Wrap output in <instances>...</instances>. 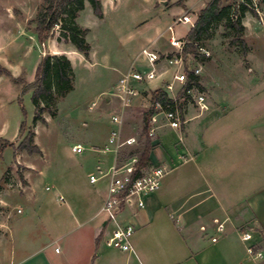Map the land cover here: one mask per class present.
<instances>
[{"label":"crops","instance_id":"0c3cea01","mask_svg":"<svg viewBox=\"0 0 264 264\" xmlns=\"http://www.w3.org/2000/svg\"><path fill=\"white\" fill-rule=\"evenodd\" d=\"M191 1L189 5L188 0L182 2L180 15L187 14L195 22L210 0ZM162 2L169 4V0ZM242 25L244 32L261 26L258 16L248 12ZM159 40L135 42L130 47L131 64L135 61L138 69L147 70L139 53L148 46L161 54ZM73 52L51 51L64 54L70 63L69 53ZM158 65L155 79L133 83L137 95L131 106L141 103V98L147 100L146 92L163 89L169 81L163 79L169 74L165 64ZM226 101L205 102L207 109L202 111L193 108L190 113L188 109L180 131L165 125L157 128L144 169L165 165L168 173L156 191L143 195V208L126 205L117 215L120 223L133 227L129 252L104 244L113 229L101 212L109 177L90 183L89 176L124 164L143 150L142 118L139 134L127 130L122 118V138H135L136 143L118 153L105 150L109 132L117 127L110 119L109 131L90 135L92 141L88 140L86 149L94 162L84 166L83 178L76 168L67 186L54 194L56 209L32 188L30 171L13 182L5 178L0 185V264H261L248 248L264 255V103L258 102L246 112L250 115L236 117L231 115L232 103L227 106ZM52 189L45 187L46 191ZM214 219L225 221L222 233L215 232ZM244 233L249 239H242Z\"/></svg>","mask_w":264,"mask_h":264},{"label":"rangeland","instance_id":"374dc122","mask_svg":"<svg viewBox=\"0 0 264 264\" xmlns=\"http://www.w3.org/2000/svg\"><path fill=\"white\" fill-rule=\"evenodd\" d=\"M178 1L182 4L187 0H169L165 5L160 0H100L101 18L86 1L76 18L77 24L87 30L85 39L90 51L86 59L72 43L63 40L65 32L59 25L54 27L51 38L44 42L38 39L34 32L35 19L43 0H0V67L10 74V77L0 74L1 186L5 178L13 182L28 170L32 175V188L56 209L58 203L54 202V194L67 186L76 168L81 169L79 174L83 178L84 166L94 162L86 149L88 140L92 141L94 133L105 134L111 129L108 121L113 112L122 115L127 130L140 133L138 121L150 107L149 92H146L147 100L141 98L138 105L131 106L130 102L123 106L113 95V88L131 64L130 47L135 42L147 43L159 38L161 54L173 51L168 42L167 26L184 11L181 4H176ZM191 2L188 0L187 4ZM225 21L221 18L207 36L196 42L198 56L184 57V72L200 67L197 82L205 102L227 100V106L232 103L229 105L231 115L242 117L250 115L246 112L255 109L258 102L264 103V28L254 25L243 31V47L232 31L225 28ZM190 29L189 24L179 23L174 27V34L177 38H185ZM57 49H74L69 53L73 89L55 105L49 104L50 109L55 110L54 116L43 113L44 122H33L35 110L31 92L23 91L22 83L15 84L12 78L31 82L41 57L55 54L51 51ZM164 64L169 74L163 79L170 81L177 68ZM159 69L157 65L156 71ZM175 86L180 88L181 83L176 82ZM184 106L186 115L189 110L191 113V109L198 108L193 98L184 102ZM21 125L25 129L23 133H19ZM29 130L34 132V144L39 153L28 154L18 148ZM76 143L81 145L83 153L72 152ZM45 187L53 189L46 191Z\"/></svg>","mask_w":264,"mask_h":264},{"label":"built area","instance_id":"2783aa9c","mask_svg":"<svg viewBox=\"0 0 264 264\" xmlns=\"http://www.w3.org/2000/svg\"><path fill=\"white\" fill-rule=\"evenodd\" d=\"M234 1L237 5L244 4L249 10L255 12L258 16L259 25L264 28V19L261 12L262 0H249L248 2L246 0ZM179 23L189 24L193 27L195 22H192L187 14L176 16L167 26V31L170 34L168 42L170 47L173 48V51L160 54L148 46L142 48L139 53V58L145 61L148 69H138L134 61L127 71L120 76L113 88V95L119 99L123 106H128L132 98L137 95V91L133 86L134 82L145 83L155 79L157 76L156 66L162 62L177 68V72L172 75L170 81L164 84V88L162 89L172 101V104L163 106L160 103H155L153 106L154 112L150 117L149 128L147 130V135L150 139L155 137L157 128L163 125L171 130L180 131L184 124V102H189L193 98L199 110L207 109L204 95L197 86L193 85L180 97V92L187 81V77L184 72V46L186 41L185 38H177L174 34V27ZM204 54L208 55L207 53ZM200 71V67L192 70L196 76L200 74ZM176 82L181 83L180 88H176ZM110 120L117 127L109 132L105 150L118 153L121 148L136 143L135 138H122L120 130L122 115L120 113L111 115ZM82 151L83 148L79 144L72 147V152L74 153H81ZM137 161V157L134 156L124 164L111 166L106 172L100 171L99 177L95 175L89 176L90 183H95L99 178L109 177L107 195L101 207V212L113 224V229L111 234L104 239V244L109 248L123 252L131 251L133 227L127 223H120L117 220V215L126 205H134L139 209L143 208V195L156 191L160 187L162 179L168 173L165 165H156L140 170V177L133 178L132 176L135 172ZM213 223L216 233H222L224 231L225 221L214 219ZM242 239H249V235L244 233ZM215 241L216 238L213 237L212 242ZM248 253L256 259H259L261 264H264V255L261 251L254 252L251 248H248Z\"/></svg>","mask_w":264,"mask_h":264},{"label":"trees","instance_id":"16d2710c","mask_svg":"<svg viewBox=\"0 0 264 264\" xmlns=\"http://www.w3.org/2000/svg\"><path fill=\"white\" fill-rule=\"evenodd\" d=\"M88 2L93 13L101 18L100 0H43L40 6L36 19L34 32L38 39L42 42L51 38L53 29L59 25L63 30L64 41L72 43L75 50L83 55L84 58L89 57L90 46L86 42L87 30L80 27L76 18L78 13L84 8V2ZM210 0L205 8L198 12L194 26L191 27L185 37L184 57L187 55L198 56L196 42L209 34L212 26L221 18H225V28H229L235 40L243 47L244 27L241 23L246 12L255 14L248 9L244 4L237 5L234 0ZM247 2L249 0H246ZM264 4V0H262ZM181 4V1L176 3ZM0 74L10 77L7 70L0 67ZM187 81L180 92V97L185 94V91L193 85L200 88L197 82V76L192 71L186 72ZM15 84L23 85V91L31 92V103L35 110L33 122H44L43 113H48L50 116L55 115V110L50 109V103L55 105L58 99H61L73 89V71L70 60L64 54H44L35 70L34 78L31 82L26 83L19 79L12 78ZM155 103H160L165 106L172 104V101L167 97L162 89L152 91L150 93V107L143 113L142 122L143 128L140 137L144 139V148L137 154V163L133 178L140 177V170L144 169L149 162L150 138L147 135L149 128L150 117L154 112L153 106ZM24 126L21 125L19 133L24 132ZM9 143H6L8 145ZM12 145V144H11ZM19 149L26 151L28 154L39 153L38 147L34 144V132L28 131L20 143Z\"/></svg>","mask_w":264,"mask_h":264},{"label":"water","instance_id":"95a60500","mask_svg":"<svg viewBox=\"0 0 264 264\" xmlns=\"http://www.w3.org/2000/svg\"><path fill=\"white\" fill-rule=\"evenodd\" d=\"M164 5L166 4V2H162Z\"/></svg>","mask_w":264,"mask_h":264}]
</instances>
